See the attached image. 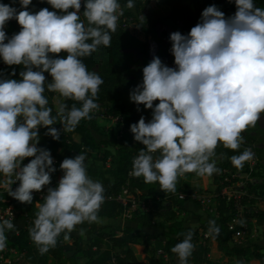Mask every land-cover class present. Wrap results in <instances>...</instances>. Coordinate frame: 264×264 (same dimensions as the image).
<instances>
[{
	"label": "clouds",
	"instance_id": "9594fccd",
	"mask_svg": "<svg viewBox=\"0 0 264 264\" xmlns=\"http://www.w3.org/2000/svg\"><path fill=\"white\" fill-rule=\"evenodd\" d=\"M234 2L237 11L231 17L213 4L203 10L200 22L187 35L173 32L176 67L155 56L143 68L142 83L130 92L137 110L139 105L151 109L152 119L146 122L141 116L130 125L134 140L146 148L134 157L129 175L143 177L146 184L158 182L165 193H176L179 179L188 173L220 174L216 149L223 145L239 152L245 143L243 133L255 128L264 114V9L254 0ZM19 3L22 10L0 3V57L7 66L24 69L19 72L22 79L0 70V174L7 195L22 204H32L34 192L43 193L48 186L28 230L44 255L57 246L61 234L70 242L77 225L100 222L105 188L89 176L83 151L62 161L63 176L58 186L51 187L57 169L51 151L38 147L39 130L46 128L44 134L59 141L62 132H72L81 120L93 118L104 81L88 70L82 58L101 46L111 47V33L117 31L124 11L119 0H83V11L82 0H47L54 10L44 7L36 12L29 8L33 0ZM125 7L134 8V0H127ZM12 19L21 27L9 37L6 25ZM45 73L51 76L50 83ZM10 76H16L15 68ZM46 89L81 107L73 103L69 109L66 103H58L57 121L44 95ZM57 122L62 129L53 127ZM26 158L32 159L24 164ZM230 159L242 170L255 153L245 148ZM14 229L11 219H0V252L7 248L6 231ZM220 232L216 221L210 220L206 235L216 239ZM183 235L171 251L179 264H188L195 249L194 233L189 230Z\"/></svg>",
	"mask_w": 264,
	"mask_h": 264
},
{
	"label": "trees",
	"instance_id": "16d2710c",
	"mask_svg": "<svg viewBox=\"0 0 264 264\" xmlns=\"http://www.w3.org/2000/svg\"><path fill=\"white\" fill-rule=\"evenodd\" d=\"M154 1V3H153ZM188 0H134L135 7L128 9L125 7L127 0H119L124 15L119 18L117 31L111 33V47L101 46L90 57H84L83 62L87 65L89 71L99 74L104 83L100 86L98 100L101 106L107 108L109 113L122 115L124 117L125 136L127 141L122 144L117 152L108 148L109 142H104L105 147L98 143L93 132H100L102 126L95 114L91 120H81L76 129L72 132L61 134L59 141L54 140L50 135H45L46 128H40V142L38 147H44L51 151V155L63 161L65 158H74L80 152H86L85 164L89 176L103 184L105 188V202L103 203L98 215L99 223L85 222L77 225L76 231L79 236L75 241V249L71 253L66 248V242L61 234L57 246L50 249L44 255H41L38 248L32 242L29 236V228L33 226L36 218V204L42 201V198L34 195L32 204H22L15 198L12 202L18 210V217L15 222V229L6 231L8 237L7 243L25 252L26 264H179L178 256L171 251L177 243L184 239V233L191 230L194 235L192 242L195 245L192 256L188 264H229L212 260L209 255L211 252L210 240L205 237L208 232L209 221L215 220L216 225L220 227L221 232L216 238L218 245L229 257H235V264H264L263 247L257 243H237L234 242L235 232L243 229L245 223L247 229L251 230L254 226H259L264 230V208L246 212V221L241 225L236 224L234 229H230L232 221L233 202L227 203L222 200L218 206V216H213L207 212L203 214L200 210V204L191 199H181L179 192L188 194L212 193L211 190L204 189L192 182H179L176 193H165L160 190L159 183L146 184L143 177L136 178L129 173L133 167V159L139 154L142 148H146L142 143L135 145L132 142L134 134L130 131V125L137 123L141 116L146 121L152 119V110L144 105H139L137 110L135 102L130 100V92L143 81V68L149 64L147 61V38H156V25L165 24L181 34L187 35L191 28L201 20L203 10H194ZM199 1V0H194ZM152 2V4H151ZM0 3L10 4L20 9L19 0H0ZM257 7L264 9V0H254ZM205 7L216 5L223 11L226 17H231L237 11L234 0H205ZM34 5V7H33ZM150 5V16H144L143 21L139 15L141 11ZM48 7L54 10L47 0H33L30 10L36 12L41 8ZM22 10V9H20ZM83 11V0L82 9ZM83 20V13L81 12ZM85 23H87L85 21ZM20 25L15 19H12L6 25V32L9 37L20 31ZM157 39V38H156ZM159 41V40H158ZM91 43V41H89ZM160 43V42H159ZM161 56L168 55L175 64L174 55L171 52L172 47L163 44L160 46ZM133 51H139L144 56L142 66H137L135 54ZM66 57V53H62ZM16 69V76L11 77L12 69ZM0 70H3L6 76L10 78L22 79L19 72L23 69L22 65L7 66L2 57H0ZM48 81L51 82V76L45 73ZM44 95L49 100V107L52 108V116H57V109L54 106L55 92L45 91ZM156 101L154 103H158ZM70 109L73 103L81 107L79 102L73 100H64ZM53 127L62 129L63 125L57 122ZM253 128H249L245 133V143L241 145L239 152H234L220 145L217 149V158H219V168L222 170L221 178L231 177L234 181V174L258 175L251 171L249 162H246L242 170H237L231 163L230 157L243 152L249 148L248 144H255L257 138L252 134ZM32 158H26L30 161ZM115 163V166H106L108 160ZM101 164H98L97 162ZM57 171L54 173L56 174ZM63 173L59 175V179ZM0 174V182L2 181ZM59 182V180H58ZM19 182L14 184L13 190L18 187ZM250 193L256 191L259 187L264 190V184L261 186L253 185L248 180ZM127 187L133 194L137 202L152 201V209L145 211L137 208L132 213L131 221L134 225L123 224V213L125 206L116 198L122 193L123 188ZM222 188L220 184L217 190ZM216 190V191H217ZM2 197L9 198L6 192ZM165 202L164 206L160 203ZM193 213V217L187 219L181 217V214ZM147 228L159 230L157 234H150ZM81 230H83L81 234ZM153 240L152 245L149 244ZM144 244L147 253L145 261L139 259L134 251L133 245ZM162 253H159V251Z\"/></svg>",
	"mask_w": 264,
	"mask_h": 264
},
{
	"label": "rangeland",
	"instance_id": "374dc122",
	"mask_svg": "<svg viewBox=\"0 0 264 264\" xmlns=\"http://www.w3.org/2000/svg\"><path fill=\"white\" fill-rule=\"evenodd\" d=\"M11 1V0H10ZM205 0H199V1H194V0H188L187 4L191 6L194 10H202L205 7L204 4ZM154 3V1H153ZM152 4V2H151ZM150 5H148L145 9L141 11V16H150ZM156 38L161 44L167 46V47H172V41L170 40V35L173 33V30L171 27L158 23L156 25ZM148 39V38H147ZM135 54V59L137 66H142L144 62V56L139 52V51H133ZM161 60L164 62H169L171 58L168 55H163L161 56ZM172 61V60H171ZM65 98L61 97L58 93H56L54 97V106L57 109V104L58 103H64ZM102 118V117H101ZM100 125L102 126V130L100 132H93L95 139L98 143H101L103 147H105L104 142H109L108 148L117 152L118 148L124 144L127 141V138L125 136L124 130H123V125L119 124L117 122H113L111 117L107 118H102L98 119ZM256 138L257 142L255 144H249V148L252 149V151L255 153V159L252 162H249L250 166L253 168V172H255L258 175L250 176V174H242V177H240V181L234 182V183H242L244 182L245 184L248 185V180L253 185L261 186L264 184V114L261 115L260 120L258 121L257 125L255 128H253V133H252ZM132 142L135 145H138L140 142L135 141L132 139ZM98 164H101L99 161L97 162ZM106 166H115V163H113L110 159L106 163ZM217 167H219V158H217ZM221 174H214L211 177H198L194 173H188L184 178H180L178 183L180 182H192L195 185L201 186L204 189H208L213 192H216L218 186L222 184V178ZM60 173L52 174V181H56L59 179ZM177 183V184H178ZM14 186V184H13ZM237 186V185H236ZM249 189L250 187L247 186ZM235 191H239L238 189L234 188ZM256 193L262 192L260 187L255 191ZM42 201L38 202L37 204L43 203V198L44 196H41ZM36 204V210L38 211ZM161 206L165 205V202L160 203ZM262 206L261 200L258 199H251L247 200V211H253L256 208H259ZM203 214H207L204 210H200ZM181 217H185L187 219H190L193 217V213H188V214H181ZM132 215L131 216H123V224L124 225H134L135 223L131 221ZM146 231L150 234H157L159 230L153 229V228H147ZM79 236L78 231H73L70 234V242H66V248L72 253L74 251L75 247V241L77 240ZM210 240V247H211V252L209 257L214 260V261H220L223 263H229V264H235V257H229L224 251H222L218 245V240L217 239H212L211 237H208ZM236 239L239 241H242V243H257L260 246L263 247L264 251V230L259 227V226H254L251 230L247 229L244 232H242L240 235H237L234 238V242H236ZM153 240H150L149 238V246L152 245ZM134 248L135 253L139 257L140 260L143 262L145 261L147 253L144 251L145 250V245L144 244H137L132 246ZM22 264H26L25 261L22 262Z\"/></svg>",
	"mask_w": 264,
	"mask_h": 264
},
{
	"label": "built area",
	"instance_id": "2783aa9c",
	"mask_svg": "<svg viewBox=\"0 0 264 264\" xmlns=\"http://www.w3.org/2000/svg\"><path fill=\"white\" fill-rule=\"evenodd\" d=\"M148 46H147V61L150 63L152 59L155 56H159L161 54V48L160 43L158 39L154 37H149L147 40ZM166 65L169 67H176V65L170 60L169 62H165ZM99 109L94 110L93 114L97 115L98 118H107L111 117L112 121L115 123H119L123 125V130L125 132L124 127V117L122 115H116L113 113H109L107 108L104 106H101L99 104ZM102 117V118H101ZM147 122V121H146ZM159 153L154 154V156H158ZM137 156V155H136ZM54 158V165L57 169L58 173H63V171L60 169V164L62 163L61 160L57 159L55 156ZM24 164H27L28 161H24ZM251 171H253V168L250 166ZM238 177L240 181V177H242V174L237 173L234 174V178ZM4 177H2L3 181ZM58 180L52 181L51 187L58 186ZM2 181L0 182V219H11L13 224L15 225L16 219L18 217V210L14 206L12 202L13 197L4 198L2 197V194L6 192V190L2 186ZM234 181L233 178L227 176L222 179V188L220 190H217L213 193H191L188 194L186 192H179L178 196L181 198V195H183V199L191 198L195 201H197L200 204V207L202 210H204L206 213H210L213 216H218V206L220 205L222 200H225L227 203L233 202V213H232V221L230 222V229H234L236 224L239 223V221H246V212L247 211V200L251 199H258L261 200L262 206L259 208H256L254 210H258L261 208H264V190L262 192L256 193L255 191L250 193V189L247 187L248 185L244 182L242 183H234L238 182ZM17 181L16 183H18ZM15 183V184H16ZM237 185V186H236ZM47 187H45L44 192H34V195L39 196H45L47 194ZM13 188V185H12ZM238 189L239 191H235V189ZM119 202H121L125 206V210L123 213V216H131L133 211L137 208L149 211L152 209V201L149 202H137L133 194L130 192V190L125 187L123 188L122 193L116 198ZM251 212V211H250ZM247 230V224L245 223V227L234 234V238L237 235H240L242 232ZM207 234V233H206ZM205 234V237L208 238ZM237 243H242V241H239L236 239ZM159 253H162L160 250ZM25 260V252L19 251L17 248L10 246L7 243V248L5 251L0 252V264H22Z\"/></svg>",
	"mask_w": 264,
	"mask_h": 264
},
{
	"label": "crops",
	"instance_id": "0c3cea01",
	"mask_svg": "<svg viewBox=\"0 0 264 264\" xmlns=\"http://www.w3.org/2000/svg\"><path fill=\"white\" fill-rule=\"evenodd\" d=\"M113 151V150H112ZM113 152H115V151H113Z\"/></svg>",
	"mask_w": 264,
	"mask_h": 264
}]
</instances>
